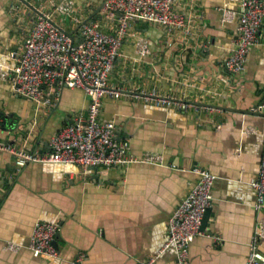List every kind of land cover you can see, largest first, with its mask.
Here are the masks:
<instances>
[{"label":"crops","instance_id":"0c3cea01","mask_svg":"<svg viewBox=\"0 0 264 264\" xmlns=\"http://www.w3.org/2000/svg\"><path fill=\"white\" fill-rule=\"evenodd\" d=\"M25 1L43 12L61 3L87 19L95 12L98 18L102 5L101 0H0V140L46 149L53 134L86 113L89 98L79 88H64L53 105L43 107L13 91L10 53L32 24L33 9ZM239 1L174 0L188 18L185 30L132 23L109 79L121 94L103 98L101 117L115 123L117 137L129 140L136 162L123 170L85 171L61 163L17 169L14 157L0 151V264H140L164 245L169 217L199 178L196 168L209 169L217 179L202 223L205 234L190 245V260L246 263L258 218L264 227V206L257 214L251 186L264 152V109L242 111L264 103V27L245 70L227 72L222 62L235 46L238 19L224 16L236 11ZM53 17L76 33L68 18ZM162 97L192 106L158 103ZM39 219L60 224L58 258L34 257L27 247ZM11 244L19 248L10 249ZM81 251L85 256L78 262ZM157 264H177L174 252H164Z\"/></svg>","mask_w":264,"mask_h":264},{"label":"built area","instance_id":"2783aa9c","mask_svg":"<svg viewBox=\"0 0 264 264\" xmlns=\"http://www.w3.org/2000/svg\"><path fill=\"white\" fill-rule=\"evenodd\" d=\"M54 13L68 18L76 33L63 29L53 17ZM96 16L87 19L61 3H52L51 11H33L27 36L10 53L14 63L7 75L16 95L43 107L53 105L64 88H79L89 98L86 113L77 114L53 134L46 149H29L25 144L0 140V151L14 157L17 169L29 163H61L74 164L85 171L92 168L123 170L137 161L130 153L129 140L118 138L115 123L101 117L103 98L121 94L119 89L109 85L110 75L134 21L155 23L171 32L187 29L188 18L175 8L174 0H105L99 17ZM233 16L238 19L235 46L222 64L227 72L235 74L245 70L250 49L259 43L260 29L264 27V0H240L238 9L225 12L224 19ZM157 101L169 105L173 101L181 109L192 106L170 98L162 97ZM263 109L264 103H261L251 110ZM2 129L0 114V134ZM194 171L199 178L169 217L164 245L156 255L140 264H157L159 256L169 250L174 252L177 264H194L190 260V245L197 236L205 234L202 221L213 204L212 190L217 179L209 169ZM251 186L256 192L253 207L258 214L264 206V152L258 176ZM59 229L57 221L39 219L35 222L27 245L34 257H59V248L54 243ZM263 238V221L258 218L248 243L245 264H264V253L260 251ZM9 248L19 247L11 244ZM84 256L85 252L81 251L76 260L81 262Z\"/></svg>","mask_w":264,"mask_h":264},{"label":"water","instance_id":"95a60500","mask_svg":"<svg viewBox=\"0 0 264 264\" xmlns=\"http://www.w3.org/2000/svg\"><path fill=\"white\" fill-rule=\"evenodd\" d=\"M21 1H24V0H21ZM104 1L105 0H101V5L103 6V4H104ZM25 3L29 6V7H31V9H33V11H36V12H39V10L38 9H36L33 5H31L30 3H27L26 1H25ZM102 8V7H101ZM100 10V9H99ZM98 10V11H99ZM97 14V12H95L94 14H93V16H95ZM202 105H205V106H207V107H212V108H218V109H222V110H233V109H231V108H229V107H223V106H219V105H208V104H202ZM235 111H238V109H234ZM240 111V110H239ZM242 112H244V113H252V114H259L258 112H252V111H242ZM119 138V137H118ZM93 169H96V168H93ZM210 211H211V208H208L207 210H206V212H205V215H204V217H203V221H202V223H204L205 221H206V219H207V217L209 216V213H210ZM54 243H55V245H57V242H56V239H55V241H54Z\"/></svg>","mask_w":264,"mask_h":264}]
</instances>
